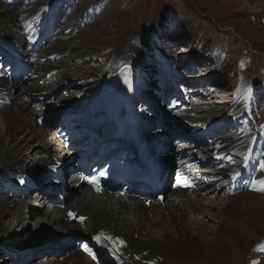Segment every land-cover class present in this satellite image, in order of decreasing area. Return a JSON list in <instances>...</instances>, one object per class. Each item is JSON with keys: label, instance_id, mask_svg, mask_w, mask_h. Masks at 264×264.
<instances>
[{"label": "bare ground", "instance_id": "bare-ground-1", "mask_svg": "<svg viewBox=\"0 0 264 264\" xmlns=\"http://www.w3.org/2000/svg\"><path fill=\"white\" fill-rule=\"evenodd\" d=\"M24 2L27 5L23 18L18 20L16 10ZM79 2L0 0V54L3 55L0 58V259H5L6 264H24L43 255L37 264H203L204 261L205 264H222L230 254L244 250L240 264H255L258 255L264 252V191L259 190L264 188L261 183L264 181V124L258 126L260 119L253 109L260 99L257 85L251 80L234 79L228 83L234 90L232 100L212 102L209 97L216 99V90L203 88L202 77L188 81L196 84L188 89L190 108L178 104L175 112L168 111L172 124L176 128L187 127L192 134H202L219 124L216 130H225L227 134L217 135L216 141H212L214 135H211L207 143H199L196 149L179 151V157L187 155V158L174 163L173 140L179 135L171 129L157 131L165 116L155 108L162 98L159 90L150 86L152 77L158 78L156 74L164 75L160 80L166 78L167 72L176 76L185 57L173 60L167 46L157 37L162 30V22L157 21L152 26L153 49L141 50L136 41V27L120 35L110 52L97 47L86 49L95 46L78 36L81 21L86 20L91 27L101 19L106 20L108 10L90 5L74 11ZM139 2L129 6V12H134ZM63 3L66 7L60 9ZM64 10H69L70 16ZM239 13L262 14L264 22V0H248L239 8ZM62 18L61 22L65 23L53 31L51 27ZM192 25L190 19L181 18L177 26L170 25L167 30L181 33L176 39L181 45L189 35L182 29L195 30ZM169 34L164 33L163 39H168ZM80 38L79 43H75ZM207 46L206 40H200L198 46L188 51L192 59L188 72L196 69V61L210 65ZM89 62L95 64L86 66ZM157 63L158 67L154 65ZM96 66L101 70L97 73L98 80L92 81L89 69ZM27 71L31 74L17 81L16 74ZM226 72L224 63L218 62L213 75L222 76ZM126 79L130 83H125ZM95 82L100 87L93 88ZM140 86L154 92L145 91L141 96ZM57 91L63 92L55 98ZM206 99L209 102H205ZM118 103L122 104L124 112L115 119L114 115L121 109ZM139 103L146 106L140 108L141 111L136 108ZM142 112L146 130L156 129L146 134L151 148L156 150L159 144L156 134L163 137L162 158L170 162L171 168L179 169V175H191L196 188L177 186L163 205L149 206L136 198L99 196L82 188L81 179L68 175L70 168L76 167L68 153L71 145L68 136L83 138L81 143L86 141V148L98 138L112 136L117 123ZM245 117L255 123V134L254 129H243ZM103 120L107 123L102 130ZM58 121L63 124L58 136L65 135V141L58 140L57 135L44 127ZM152 122L155 123L153 128ZM71 125L73 127H69ZM204 145L207 149L202 147ZM216 148L219 154L209 155ZM222 158H228L224 168L200 171V166L222 167ZM186 162L192 163L193 168L184 167ZM57 165L68 176L65 188L69 196L64 210L45 201H56L54 193L59 186L53 173ZM35 178L42 181V187L30 196V203L13 198L25 197L28 191L25 186ZM222 178H227V185L218 184ZM223 191L225 197L217 201ZM213 193L216 196L210 195ZM36 202L43 205L44 214L34 218L39 212ZM68 210L75 213L79 223L68 220ZM6 217L15 222L9 226L12 230L7 238V230L1 226ZM79 217L85 218L83 222ZM32 221L40 229L53 227V234L44 231L42 236H30L26 241L24 238L30 232L28 224ZM17 225L19 228L14 231ZM77 242L87 245L91 254L81 246L77 249ZM183 246H191L199 253L191 254L189 249L182 252ZM28 250V254H18ZM93 256L94 263L91 262Z\"/></svg>", "mask_w": 264, "mask_h": 264}, {"label": "rangeland", "instance_id": "rangeland-1", "mask_svg": "<svg viewBox=\"0 0 264 264\" xmlns=\"http://www.w3.org/2000/svg\"><path fill=\"white\" fill-rule=\"evenodd\" d=\"M42 1H46V0H42ZM137 1H140L137 9L134 12H129L127 8L133 5ZM247 1L248 0H83V1L80 0V2L76 4L74 9L73 8L72 9L75 11V10L87 8L90 5L91 6L98 5L101 7H105L107 8L106 10H108L105 13L107 19L106 20L101 19L98 24H94L90 27L89 25L84 23V20L81 22V24L82 23L83 24L82 27H80L81 31L77 33L78 36L79 37L81 36L82 41L95 46V47L88 46V48H86L88 50H93L97 47V48L105 49L106 51L110 52L112 50L111 47L115 45L117 38L120 35L124 34V32H126L128 29L135 27H136V36H138L136 41H139L138 46L141 48V50L146 51L148 49H153V45L151 44V33H152V26L157 21L158 23L162 22L161 24L162 30H160L157 35L158 38H161L160 42L164 43L167 46L168 53L172 57H174L173 60L175 59L179 60V58L185 57L184 65L179 67L183 68L184 66V68H186L187 66L188 67L190 66V62H191V58L188 57L189 54L188 51L198 46V42L200 40H206L208 42L206 51L208 52V57H209L207 59H209L208 62L210 63V65L208 64L209 66H207V63L201 64L198 61L194 62V66H196V69L194 68V70L191 73L193 76H196L194 77V79L199 80L202 77L204 81V82L202 81L204 83L203 88L208 89L211 87L212 89L216 90L217 97L219 98L216 97V99L213 100L211 98L212 96L209 97L210 98L209 100L212 102L213 101L227 102L229 100H232L234 95V90H232V87L229 86L228 83L232 82L234 79L239 80V82L243 80L245 81L251 80L250 82H254L257 85V90L260 94L259 97L260 99L253 109L254 112L258 115V118L260 119V122L257 121V123H259L258 126L263 127L264 124V22H262V14L251 15V14L239 13V8L242 6L243 3L245 2L247 3ZM25 5H27L25 4V2L22 3L20 5L21 7H19L16 10V16L18 20L23 18L22 13L25 10L24 9ZM3 6L4 4H1V7ZM65 14H68L67 16H70L69 10L66 11ZM181 18L190 19L193 24L192 26L195 27V30H191V28L182 29V32H189V35L186 36L184 42L181 45H178L176 43L177 41L176 39L177 36H180L181 33L174 29L172 31H168L167 29L170 25L173 24L177 26ZM62 20L64 21L63 18L60 21ZM69 23L70 22H68L67 24ZM169 32H170L169 38L163 39L162 36L164 35V33L167 34ZM81 38L76 40L75 43H79ZM218 62L224 63L225 68L228 71L226 72V74H223L222 76L221 75L216 76L215 74L213 75L214 71L217 68ZM93 64H95V62H89L86 66ZM97 64H99V62H97ZM154 65L157 66L158 63ZM94 68L92 69L88 68L93 76L91 79L92 81L98 80L97 73L101 70L100 67L98 66ZM191 68L193 67L191 66ZM156 70L158 69L155 68V71ZM153 82L154 81L151 82L152 86H150L152 88L155 86ZM92 86L93 88L94 87L98 88L100 87V84L98 82H95L93 83ZM78 92H80V90H78ZM147 92L153 93L154 90L151 91L147 89L146 93ZM206 100L207 101L205 100L204 101L209 102L208 99ZM159 104L160 103H157L155 108L157 111L160 110L162 112V115L164 114L165 116L162 124L163 125H165V123L168 124V122L164 123V121L169 116L167 112L164 110L162 103L160 105ZM244 119L247 121V117L243 118V120ZM246 121L243 129L244 130L247 129L248 131L250 129L251 130L254 129L252 131H254L255 134L257 132V127H254L255 123H251V121H247V122ZM169 122H171V120ZM236 125H233L234 128H236ZM241 132L244 133V131ZM65 180H68L67 175H65ZM205 193L208 192L206 191ZM22 201L26 203H30L32 199L29 195L27 198H25ZM35 205L39 210V212L35 213L34 216V218H37V216L39 217L41 214H44L43 211L44 208H42L43 205L39 202H36ZM12 223L15 224V222L11 217H6L1 222V226L3 227V229L7 230L5 238L9 236V233L12 230L11 228H9V226ZM35 225L36 224L33 221L30 222V224H28V227L30 228V232L27 233L28 237L26 235V237L24 238L26 239V241L30 238V236L31 237L42 236L44 231L46 232V234L47 233L53 234L54 232L53 227H44V228L42 227L40 229L38 228V226L35 227ZM18 228L19 226L17 225L14 231H17ZM45 236H49V235H45ZM190 247L191 246H183L181 248V251L185 252L189 249V252L191 254L199 253L198 251L192 250V247L191 248ZM27 252L28 251H23V252H19L18 254L23 255ZM244 252H245L244 250L235 251L234 253L230 254L222 264L242 263L244 260V256H243ZM43 258H44L43 255H39L34 260H28L24 264H37ZM52 258L55 259L54 257ZM4 262L5 259L3 258L0 259V264H6ZM205 263L206 261L203 262V264ZM256 264H264V253L263 255H261V257L259 258Z\"/></svg>", "mask_w": 264, "mask_h": 264}, {"label": "snow or ice", "instance_id": "snow-or-ice-1", "mask_svg": "<svg viewBox=\"0 0 264 264\" xmlns=\"http://www.w3.org/2000/svg\"><path fill=\"white\" fill-rule=\"evenodd\" d=\"M125 83H130V82H129L128 79H126V80H125ZM89 182H90V183H93V184L96 183L95 180H90ZM261 183L264 184V181H261ZM259 190H260V191H264V188H261V189H259ZM97 191H99V188H97ZM73 216H74V214L70 212V213H69V217H73ZM84 219H85L84 217H79L80 222H83ZM95 239L99 240V239H101V237H96ZM108 239H110V238H108ZM83 248H84L85 251H87V252H89V253L91 254L90 249H88L87 245H84ZM93 259H95L94 256H93Z\"/></svg>", "mask_w": 264, "mask_h": 264}, {"label": "water", "instance_id": "water-1", "mask_svg": "<svg viewBox=\"0 0 264 264\" xmlns=\"http://www.w3.org/2000/svg\"><path fill=\"white\" fill-rule=\"evenodd\" d=\"M173 168V167H172Z\"/></svg>", "mask_w": 264, "mask_h": 264}]
</instances>
